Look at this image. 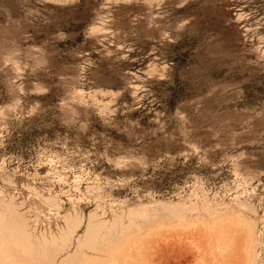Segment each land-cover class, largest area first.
<instances>
[{
	"label": "rangeland",
	"instance_id": "obj_1",
	"mask_svg": "<svg viewBox=\"0 0 264 264\" xmlns=\"http://www.w3.org/2000/svg\"><path fill=\"white\" fill-rule=\"evenodd\" d=\"M0 264H264V0H0Z\"/></svg>",
	"mask_w": 264,
	"mask_h": 264
}]
</instances>
